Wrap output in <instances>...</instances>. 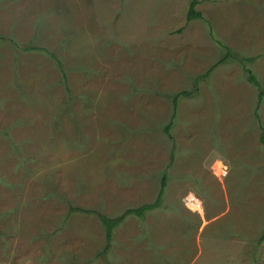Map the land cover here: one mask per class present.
Instances as JSON below:
<instances>
[{
    "label": "rangeland",
    "instance_id": "1",
    "mask_svg": "<svg viewBox=\"0 0 264 264\" xmlns=\"http://www.w3.org/2000/svg\"><path fill=\"white\" fill-rule=\"evenodd\" d=\"M190 2L0 0V264H264V0Z\"/></svg>",
    "mask_w": 264,
    "mask_h": 264
},
{
    "label": "trees",
    "instance_id": "2",
    "mask_svg": "<svg viewBox=\"0 0 264 264\" xmlns=\"http://www.w3.org/2000/svg\"><path fill=\"white\" fill-rule=\"evenodd\" d=\"M198 2L197 0H191L190 5H189V12L187 14V18L189 21L194 20V19H202L201 13L199 11H196L195 8L197 6ZM232 54L230 51L227 52V55L224 57L222 63H224L227 59H231ZM244 61L246 62H253V58H249L248 61L244 58V60L240 61L241 66L243 65ZM214 67H211L205 74L200 75L198 78L194 79V83L198 84L199 81L201 80H206L208 79L209 75L211 74V71L213 70ZM244 73L246 74L247 77V82L249 84H251L256 92H257V103H256V109L254 111L255 114V118H256V122L258 124V128L260 130V143L264 148V127L262 125V123L260 122V118L257 117L259 116L258 114V108L260 106V104L262 103L263 99H264V86L262 85V83L256 78V76L253 74V72L250 69H246L244 68ZM193 92H180L177 95H175L174 101H173V115H172V119L170 120L169 123H167V125L164 127L163 131L166 134L167 138H169V140L171 142L174 141L170 131L172 126L174 125V119L176 118V102L178 97H189L190 95H192ZM173 146H175V144H173ZM174 157V154H171V161ZM168 178H167V173L166 171L163 173L162 178L160 180V186H159V190L156 196V199L153 203L150 204H144L138 208L135 209H127L125 212H123L122 214L115 216V217H108L98 211L95 210H90V209H81V208H72L70 211L72 212H80L82 214H87V215H93L95 216L98 221L100 222L103 231H104V245L103 248L96 253L95 260H103V261H107L108 255L110 254V251L112 250L113 247V235L115 230L120 227L126 220V218L133 216L136 217L137 219H139L140 222H144L146 216L157 209H160L163 205V195L165 194V190H166V182H167ZM259 242L264 241V230L262 232V234L260 235V238L258 240Z\"/></svg>",
    "mask_w": 264,
    "mask_h": 264
}]
</instances>
